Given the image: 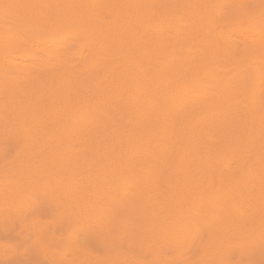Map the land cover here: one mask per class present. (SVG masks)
<instances>
[{
	"label": "bare ground",
	"instance_id": "bare-ground-1",
	"mask_svg": "<svg viewBox=\"0 0 264 264\" xmlns=\"http://www.w3.org/2000/svg\"><path fill=\"white\" fill-rule=\"evenodd\" d=\"M211 5H235L243 25ZM261 5L0 0V128L29 156L0 200L39 179L83 221L131 205L137 235L182 245L204 222L264 243Z\"/></svg>",
	"mask_w": 264,
	"mask_h": 264
},
{
	"label": "rangeland",
	"instance_id": "rangeland-1",
	"mask_svg": "<svg viewBox=\"0 0 264 264\" xmlns=\"http://www.w3.org/2000/svg\"><path fill=\"white\" fill-rule=\"evenodd\" d=\"M17 136L21 138L20 135ZM17 136L12 134L10 129L7 131L6 129L0 128V181H6L8 183L12 175H15L18 168L17 166H24L25 161L29 159L28 153L24 148L25 143L23 139H19ZM6 144L10 149H15L13 155L7 154ZM3 165L5 166L2 167ZM6 177H8V180ZM23 182H25V179ZM0 202V229H2L4 217L13 210L14 203L17 201L12 200L11 203H9L0 200ZM112 208L115 211L118 210L119 204L114 205ZM133 209L134 206L131 205L122 207L119 210L116 221H114V223L118 225L125 220L133 224L131 227L132 232L119 243L114 242V236L123 235L122 233L110 234L105 232L103 235H96L93 233L91 237V246L86 251L75 249L66 244L60 248H53L49 250L47 254H41L36 258L41 261V264H54V262H62V264H80V262L83 261H88L91 264V262L97 259L110 260L116 258L130 261H152L155 262V264H264V252H262L264 251V243L254 240H252V242L251 240L227 242L226 238L223 237V233H221V226L219 224L208 225L204 222H198L196 227L199 231V239L197 237L195 240L198 243L193 240L191 241V237L188 238L189 240L183 242L182 245H177L173 241L165 238H154L150 234H147V232L137 235L138 231L135 229H142L145 226V221H137L139 212ZM74 214L78 217L75 211ZM78 218L81 219L80 217ZM67 227V224L53 222L50 232L52 239H61L62 233L66 232ZM73 227L75 226L73 225ZM8 238L13 245L20 248V251L5 255L4 252L0 250V264H8L9 261L23 259V246L29 243L27 235L19 231L9 234ZM3 239L4 234L0 232V242H2ZM173 245H175L176 248H174ZM206 246H209V248L206 249Z\"/></svg>",
	"mask_w": 264,
	"mask_h": 264
},
{
	"label": "snow or ice",
	"instance_id": "snow-or-ice-1",
	"mask_svg": "<svg viewBox=\"0 0 264 264\" xmlns=\"http://www.w3.org/2000/svg\"><path fill=\"white\" fill-rule=\"evenodd\" d=\"M262 8H264V0H262ZM13 6L5 5V8ZM180 7V6H175ZM216 10L218 16L232 17L234 23L243 25V21H236L234 18L235 5H211ZM264 40V33H262ZM264 123V119H262ZM8 155H13L15 149H10L6 144ZM15 195L16 203L13 210L9 212L3 220V227L0 232L4 234V239L0 242V250L5 255L20 251V248L13 245L9 240V234L20 232L27 235L29 243L23 246L24 258L16 261H9L8 264H41L36 257L53 248H60L64 245H70L78 250L86 251L91 246L92 234L103 235L108 233H122V226L111 221L106 222L101 217L89 218L83 221L75 216L74 209L68 206L60 189H49L43 186L39 179L33 180L29 184L14 183L10 185ZM53 222L67 224L66 232L62 233L61 239H52L51 224ZM73 225L75 227H73ZM264 236V232H262ZM124 239V235L114 236V242L119 243ZM54 264H62V262H54ZM80 264H90L88 261L80 262ZM91 264H155L152 261H130L122 259H97Z\"/></svg>",
	"mask_w": 264,
	"mask_h": 264
}]
</instances>
